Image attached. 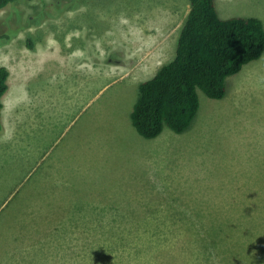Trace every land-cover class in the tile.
Returning <instances> with one entry per match:
<instances>
[{
  "label": "rangeland",
  "instance_id": "rangeland-1",
  "mask_svg": "<svg viewBox=\"0 0 264 264\" xmlns=\"http://www.w3.org/2000/svg\"><path fill=\"white\" fill-rule=\"evenodd\" d=\"M216 8L264 26V0ZM189 10V0L0 10L2 136L27 117L51 147L28 179L0 142V264H264V52L227 78L224 99L199 92L185 132L148 140L131 122L139 84L174 58ZM54 172L58 186L41 187Z\"/></svg>",
  "mask_w": 264,
  "mask_h": 264
},
{
  "label": "trees",
  "instance_id": "trees-1",
  "mask_svg": "<svg viewBox=\"0 0 264 264\" xmlns=\"http://www.w3.org/2000/svg\"><path fill=\"white\" fill-rule=\"evenodd\" d=\"M17 0H0V10ZM32 1V0H25ZM190 10L178 33L174 58L138 86L131 122L145 139L165 128L185 132L200 108L199 92L213 100L226 96V80L264 52V26L259 18H221L215 0H189ZM9 35L0 34V41ZM9 70L0 65V133L3 96Z\"/></svg>",
  "mask_w": 264,
  "mask_h": 264
},
{
  "label": "crops",
  "instance_id": "crops-1",
  "mask_svg": "<svg viewBox=\"0 0 264 264\" xmlns=\"http://www.w3.org/2000/svg\"><path fill=\"white\" fill-rule=\"evenodd\" d=\"M215 3H216V0H215ZM239 17H242V16H239ZM4 67L7 68V66H4ZM2 102H3V110H2L1 119H2V124H3V132L0 133V142L2 141L9 142L8 144L9 147L3 153L2 158H7L8 160L12 161V164L14 165L17 173H19V170L21 169L22 171L25 172L26 174L25 177L29 176L28 179H31L33 172L42 170L43 164L46 161L49 150L51 148L49 147L50 141H47L46 135H41V134L38 135L33 132V128L27 125L29 124V122H32V119L29 121L27 120L28 119L27 117L16 119V120H24V121H21V123H24V122L25 123L23 124V126H20V127L17 126L14 134L10 136L9 138L3 137L2 135H4L3 133L5 130L4 109L6 106L3 98H2ZM56 141H58V138ZM27 168L29 171H27ZM50 170L52 171L54 169L50 167ZM54 175H55L54 176L55 178L52 182L49 183L48 179H45L41 183V187H44L47 190L49 186H58L59 178L55 172H54ZM22 181L23 179L18 180L17 181L18 184L16 185V187H18L22 183ZM15 193H14V196H15Z\"/></svg>",
  "mask_w": 264,
  "mask_h": 264
},
{
  "label": "bare ground",
  "instance_id": "bare-ground-1",
  "mask_svg": "<svg viewBox=\"0 0 264 264\" xmlns=\"http://www.w3.org/2000/svg\"><path fill=\"white\" fill-rule=\"evenodd\" d=\"M119 200V199H118ZM125 203H126V201H125ZM127 204V203H126ZM134 221V220H133ZM139 222V221H138ZM78 248V247H77ZM119 258V257H118ZM127 264V263H126Z\"/></svg>",
  "mask_w": 264,
  "mask_h": 264
}]
</instances>
